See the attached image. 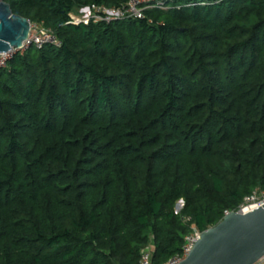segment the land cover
Wrapping results in <instances>:
<instances>
[{"label": "trees", "instance_id": "16d2710c", "mask_svg": "<svg viewBox=\"0 0 264 264\" xmlns=\"http://www.w3.org/2000/svg\"><path fill=\"white\" fill-rule=\"evenodd\" d=\"M129 1L6 0L61 45L0 69V264H165L264 197V0L71 23Z\"/></svg>", "mask_w": 264, "mask_h": 264}, {"label": "water", "instance_id": "95a60500", "mask_svg": "<svg viewBox=\"0 0 264 264\" xmlns=\"http://www.w3.org/2000/svg\"><path fill=\"white\" fill-rule=\"evenodd\" d=\"M31 22L13 14L0 0V53L19 49L29 37ZM264 257V205L247 213H227L223 220L201 234L181 264H255Z\"/></svg>", "mask_w": 264, "mask_h": 264}, {"label": "built area", "instance_id": "2783aa9c", "mask_svg": "<svg viewBox=\"0 0 264 264\" xmlns=\"http://www.w3.org/2000/svg\"><path fill=\"white\" fill-rule=\"evenodd\" d=\"M164 0H130L128 4L124 7H103V6H89L80 10L78 14L72 15L73 24H89L93 22H104L110 24L115 20H125V19H143L145 10L158 7L162 5ZM45 45L60 46V41L56 38L54 33L46 28L39 25L31 23V31L29 37L23 42L19 49H13L8 53H0V69L7 66L8 61L18 53H25L31 48L41 49ZM264 205V197H259L254 195L247 199L246 204L242 207L240 211L245 213ZM184 206V202L181 201L178 204L177 210L180 211ZM200 232L194 231L193 234L185 238V243L182 246V250L179 254L173 256L165 264H181L187 259V257L192 252L195 244L201 237ZM140 264H153L152 252L146 250L141 257ZM255 264H264V257L261 258Z\"/></svg>", "mask_w": 264, "mask_h": 264}]
</instances>
